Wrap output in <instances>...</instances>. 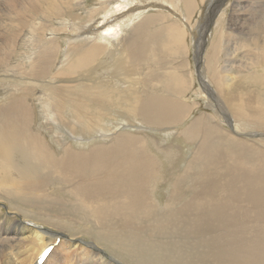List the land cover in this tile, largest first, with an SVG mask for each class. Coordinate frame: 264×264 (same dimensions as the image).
I'll list each match as a JSON object with an SVG mask.
<instances>
[{
    "label": "bare ground",
    "instance_id": "1",
    "mask_svg": "<svg viewBox=\"0 0 264 264\" xmlns=\"http://www.w3.org/2000/svg\"><path fill=\"white\" fill-rule=\"evenodd\" d=\"M74 1L0 0V68L4 67V74L15 71L22 75L18 76L19 80L23 79L24 74L31 77L35 74L47 75L57 60L55 49L63 52L59 67L55 73L50 74V77H60L61 80L57 85H52L49 92L40 93L41 105L49 113L51 125L59 134L56 142L60 144L61 152H55L42 134L32 130L34 114L30 97L35 89L33 83L37 82L36 79L23 82L21 87H10L9 93L0 101V197L4 194L7 202L10 197L11 200L16 198L22 201L28 208L21 206V210L24 214H30L26 217V225L23 222L19 224L13 217L0 212V264H37L39 254L48 246L53 248L42 264H121L117 257L126 264H264V147H255L244 139L231 136L216 122L208 124L209 115L192 119L184 132L190 139L199 137L197 150L187 158L188 163L179 175L178 182H175L178 183L177 187L188 183L191 196L184 201L162 207L151 188L158 177V160L162 156L158 158V155L149 154L143 144L144 140L138 135H126L127 132L121 130L120 133H109L108 122L104 120L106 115L110 117L115 112L104 107V102H107L106 93L100 89L102 83L95 77L97 70L105 66L109 68L110 78H119L118 89L121 91L117 93L120 99L127 94L131 96L132 93H138L139 86L147 88L141 91L148 95L145 99L138 95L140 98H130L128 104L119 99L120 107L124 104L122 109L127 113L125 117L131 116V119L127 117L125 125L129 121L133 125L135 122L139 123L140 129L144 124L156 125L162 129L189 115L195 104L181 101L180 97V92L187 87L186 79L170 75L156 76L152 68L140 77L139 71V66L147 56L151 55L152 59L156 58L160 63L162 58L167 57L159 53L160 43H163L165 49L170 48L172 54H179L182 51L179 50L184 48L180 47L185 44V30L175 20L168 21L170 17L164 13L143 14L146 13L144 9L150 8L145 1L142 4L146 5L141 4L143 7L138 10L140 12L134 11L138 7L125 11L122 5H138L141 0H95L90 7L87 2L88 5L85 3L74 6ZM155 1L157 2H152V7L163 0ZM186 3L188 7L192 8V4L195 6V0H186ZM108 4H114L112 7H116L118 11L104 14L98 19V16L93 17L92 14L99 10L104 9V13L110 11L112 7H108ZM174 4L179 6L177 2ZM76 7L92 13L89 15V22L77 24L81 17L75 13ZM107 7L110 9L106 10ZM254 12L255 10L250 16L256 23L247 21L251 26V33L246 37V42L254 45V51L257 52L254 57L256 65H261L264 69V12L260 17H256ZM119 13H127V16L120 14L122 17L119 18V15L117 18ZM61 17L64 18L61 22L66 24L71 19L72 23H69L77 27L75 32H71L72 36L62 39L67 41L63 48L58 45V36L61 32L67 33L72 26H49L54 21L53 18ZM111 17L110 22L104 24L102 20L106 21ZM98 23L99 28L92 31L91 28L98 27ZM231 26L226 33L229 37L227 47L231 46V35L236 33ZM224 33H221L222 37ZM221 36L219 40L222 39ZM21 38H24L25 45L31 46L30 51L26 49L28 56L24 59L29 61L30 69L21 67L17 56L13 59L18 62L17 65L10 61ZM114 46H119V49ZM209 46L212 51L209 56L218 58L217 45L212 43ZM100 55H107L106 59H99ZM216 61L214 59L213 62ZM226 63L229 64V61ZM84 66L87 68V71L84 70L85 74L79 76L75 73ZM232 67L224 65L221 71L218 69L224 83L230 80ZM163 68L166 67H158ZM176 68L171 66L168 70ZM212 70L213 79L219 73L214 68ZM154 79L155 82H164L165 87H174L166 96H161L148 87ZM255 79L264 84V74ZM78 81L88 84L78 89L73 86ZM125 82H129L131 86ZM92 89L96 96L90 99L100 105L103 111H88V103L82 93ZM218 96L224 100V107L231 108L235 119L250 118L264 127L262 95L258 96L259 101L253 109L250 108L255 103L253 99L236 100L228 92V87L221 90ZM48 101H52L53 105L50 106ZM66 104L73 111L74 119H67L63 115ZM89 132L98 134L99 140L109 137V142L93 144L88 149L80 150L65 140L66 135L72 139L77 133L76 140H83L88 138L85 136ZM258 136L264 138V132L258 133ZM257 141L264 144L262 139ZM196 162H199V170L195 168ZM220 178H223V182H218ZM53 182L64 185L72 199H65L63 195L60 198L53 191L49 193L48 186ZM232 188L235 197L244 200V207L238 205ZM39 199L58 203L64 213V201H68V206L74 210L81 209L85 215L81 219L85 220L84 226L88 231L79 232L94 242H84L82 245V242L67 243L60 239L55 243V238L46 234L48 229L39 231L28 226L34 224L31 221L33 218L41 220L45 217V221L40 222L52 229L60 227L56 221H65L63 214H51L49 200L41 203ZM12 201L9 205L17 210V205ZM248 222L252 223L255 232H247ZM71 223L65 221L62 224L72 230L75 225ZM92 223L95 233L93 238L89 234ZM231 224L235 229L229 230ZM99 242L108 245L117 254L113 253L114 256L111 257L102 253Z\"/></svg>",
    "mask_w": 264,
    "mask_h": 264
},
{
    "label": "rangeland",
    "instance_id": "2",
    "mask_svg": "<svg viewBox=\"0 0 264 264\" xmlns=\"http://www.w3.org/2000/svg\"><path fill=\"white\" fill-rule=\"evenodd\" d=\"M128 1H132V0H128ZM135 1L138 2V0H135ZM144 1L147 5L150 6V8L144 9V10H146V13H143V14H147L149 12H161V13L166 14L168 17H170V19L168 21H174L175 20L174 22L180 24V26L183 28V30H185V36L183 39V43H185V44L182 43L183 46H181L180 48H183V47L184 48L183 49L179 48L180 49L179 51H181V50L182 51L179 54L175 53V55H174L171 53L170 48L165 49L163 43H160L158 48H161V51L159 50V53H161L163 55V57H165V56H167V57L162 58V62L160 63V61H157L156 58L152 59L151 55L147 56L146 57L147 59L144 60L143 63L139 66L140 77L142 75H144L147 72V70L152 68V70L154 71V74L156 76L157 75L158 76L170 75V77L174 76V77H180L182 80L186 79L187 80V87L184 88L182 92H180V94H182L180 96L181 101H185L186 103H189V104L194 103L195 106L192 107L191 112L189 113V115L185 119H183L177 123L175 122L174 125H169V127H167V128L161 129V128L157 127L156 125L144 124V126L141 125V129H140V127H138L139 123L135 122L133 125V123H131L129 121H128V124L125 125V121H127L128 119H131V116L128 115L127 116L128 119H127V117H125L127 113L125 111H123V109H122L124 107V104L122 105V107H120V105H119V99L120 98H119V95L117 93L118 91H121V89H118L120 87L119 78L118 77L117 78L116 77L110 78V76H109L110 71H109V68L106 66L102 67L101 69H98L96 72L97 75L95 73V77L98 78L97 79L98 82L102 83V86L100 89L104 90V92L106 93L105 97L107 98V102H106V104L104 102V104H103L104 107L115 111L112 114L110 113L111 114L110 117L108 115H106L107 117L104 119L105 121L107 120V122H108L107 125H108V129H109V133H113L115 131L120 133L121 131H125V132H127L126 135H128V134L138 135L142 141L144 140L143 144L145 145V147H147V151L149 154H153L154 156L158 155V158L160 156H162V158L160 157L158 160V161H160V165H162V166H160V165L158 166L161 169L157 168L159 171V174H158V177L156 178L155 182H153L154 187H151V188L153 189L154 196L159 200V204L161 206L162 205L165 206L167 204H174V203H178L180 201H184L191 196L190 193L192 191H191V188H190L188 183H182L177 187L178 183L175 184V182H178L179 175H181V172L184 170L186 164L188 163L187 158H189V156L191 157L192 156L191 154H194L197 150L199 137L190 139L189 137H187L185 135V132H184L186 130V127L190 124L192 119H195L196 117H199L201 115H207V116L209 115V117H207L208 118V120H207L208 124H212V123L214 124V122H216L220 125L221 128H223V130L226 133H229L231 136H233V137L235 136L236 138L244 139L247 141V143H249L255 147H260V148L264 147V144L257 141L260 139L264 140V138H259V136H258V133L260 134V132H262V133L264 132V127L261 126L258 122L253 121L250 118L249 119L247 118V120H246V118H244V117H236L237 119H235V116L233 115V113L230 110L231 108L224 107V100L222 101V99L218 96V93L221 94V90H224L228 87V92L236 100H245V99L246 100H252L253 99L255 103L250 105V108L252 107V109L256 107L257 101H259L258 96L262 95L264 97V84H261V82L259 80L255 79L258 76L264 74V69L261 67V65H259V67L256 65V59L254 57L257 54V52L254 51V45H251L250 43L246 42V39H247L246 37L249 36L251 33V31L249 30L251 28V26L248 24V22H250L249 20H251V18H252L250 16L251 15L250 13L255 10L254 13L256 14V17L257 16L260 17V14L264 12V9H263L264 8V5H263L264 0H258V1L257 0H213V1L195 0V6H193V4H194V2H193L192 8L187 6L186 0H172L174 3L177 2V5H179V6H176L171 0L158 1L159 3H156L154 7H152L153 6L152 2H157V1H155V0H152V1L151 0H141V1H139L141 3L138 5L141 6V4ZM220 1L223 3H221ZM237 1H238V3H236ZM86 2L89 4V7H90V6L94 5L93 2H95V0H75L74 6H80V4L82 5V4H85ZM125 2H127V1L125 0ZM145 3L142 5H146ZM261 3H263V4H261ZM157 4H159L160 6ZM235 4H239V5L235 6ZM110 5L108 4V7H112L114 4L112 6H110ZM134 5L132 6V4H131V6L130 5L125 6V7H124V5H122V6H123V8H125V11L126 10L128 11L129 9L138 7V9H134V11L140 12L138 10H140L143 6H141L139 8L138 5H135V6ZM108 7L106 10L110 9ZM76 9H77V7L75 8V13L81 17L80 19H78L79 21L77 20L78 25H80L83 22L86 23L87 21L88 22L90 21L89 15L92 14L91 12H87L86 11L87 9H83V8L82 9L78 8L77 10ZM114 9H115V11H114ZM116 9H117L116 7H112L110 9V11H107V13H104L106 11H103L104 10L103 9L101 11L99 10L97 13H94L92 15H94L93 17L98 16L96 18V19H98L99 17H101L104 14H111V12L116 13V11H118ZM187 9H190V11H188ZM259 10H261L262 12L261 11L259 12ZM120 14L121 13L117 14V18ZM122 14H125V16H127V13H122ZM121 15L119 16V18H121L123 16V15L122 16ZM53 19H54V21H53L54 23L53 22H52V24L50 23L49 24L50 27L56 26L57 28H59V27L67 26V24L72 26L69 28L67 33L61 32L58 36V38L60 39L58 41V45L61 48H63L65 42H67V41H65V40L63 41L62 39H64V37L68 38V37L72 36L71 32H75L77 27H74L71 24L72 23L71 19L69 20V22H71V23L68 22L66 24L61 22V19L64 20V18H62V17L60 19L59 18L58 19L53 18ZM110 19H112V17L107 19L106 21H105V19L102 21L104 22V24H106V23H108V21ZM171 19H173V20H171ZM262 19L264 20V17H262ZM251 22L256 23L255 20H251ZM184 23H186V26ZM98 25H99V23L97 24V26ZM230 26L232 29L236 30V33L234 35H231V37H230V45L231 46L227 47L226 44L228 42L229 37L226 36V33L228 32V28ZM98 28H99V26L93 27V28H91V30L94 31V30H97ZM126 31L129 32L128 30H126ZM223 31L225 33L222 37L221 33ZM25 32H27V31H25ZM27 33H30V32H27ZM219 35L222 37V39H220V40H219V37H220ZM250 38H252V37H250ZM23 40H24V38L23 39L21 38V40H19V44H17L13 58H12V60L10 59V61H11V63L14 62L13 59L15 56H17V60L19 58L18 61L21 65V67L28 68L30 63H28L29 61H25L24 59L28 56L26 54L27 53L26 49H28V51H30L29 47H31V46L25 45V40L24 41ZM244 42H246V43H244ZM212 43L217 45V56H218V58L217 57L213 58V57L209 56V55H211L210 52H212L209 45H211ZM114 47H116V46H114ZM116 48L119 49V46H117ZM163 49L167 52L166 54H165V51ZM55 51H56L57 60L54 63L55 66L54 65L52 66V68L49 70V73L47 75H44V74L43 75H36L35 74V76H32L33 77L32 78L30 75L27 76V74H26V76H25V74H24L23 79L21 78V80H19L18 76H22V75L16 74L15 71L13 73H10L12 71H8L10 74L7 73V71H6V73L9 74V76L7 77V74H4V72H3L4 67H1L0 68V79H2L4 77L5 78H4V80H0V101L3 100L6 96V94L9 93L10 90H8V89L10 87L11 88H16L18 86L21 87V86H23V82H26V81L29 82V81H32L33 79H36L37 82L33 83L35 86V89H34L33 94H32L33 97L32 96L30 97V100L32 103L33 114H34V118L32 120L31 127H32V130L37 131L40 134H42L45 137V139L48 141L51 148H53L55 152L59 153V152H61V150H60L61 146H60V144H58L56 142V138H57V136H59V134L55 130V128L52 127V125H51L52 121L49 120L50 115L46 110H44V107L41 105L42 100L40 98V93L49 92L48 91L49 88L50 89L53 88V86L57 85L59 80H61L60 77H50L51 76L50 74L55 73V70L59 67V64H60L59 61H61V59H62L61 57L63 55L62 51L58 52L56 49H55ZM106 56L100 55L99 59L104 60V59H106ZM214 59H215V61L216 60H218V61L213 62ZM227 60L229 61V64L226 63ZM163 63H165V64H163ZM17 64H18V62H14V65H17ZM230 64L233 65V67ZM259 64H261V63H259ZM12 65L13 64H11V66ZM160 65H163L166 68H163L164 70L158 69V67ZM211 65H212V67L214 66L213 68L216 71V73H219V74H217V76L215 75L213 79L211 78V72L213 71L212 70L213 68L210 67ZM215 65L217 66L216 68H215ZM224 65L230 66V68L232 67V72H231L232 76L230 77V80H227V82H226L227 84L224 83L225 81H222L221 73L218 72V69H219V71H221L222 67ZM171 66L177 67L176 70L175 69H173L172 71L168 70V68H170ZM80 68L81 69H79V72L78 71L75 72L79 76H81L82 74H85L84 70L87 71L86 66L83 67L84 69L82 67H80ZM28 69H30V68H28ZM156 69H158V70H156ZM12 70H15V68ZM175 71H176V73H174ZM250 74L252 75V77ZM253 74L256 76L253 77ZM257 74H258V76H257ZM78 75H76V76H78ZM247 75H249V76L247 77ZM12 76H13V78H12ZM155 81H156L155 79L152 80L148 84L149 85L148 87L150 90H153V92L158 93L161 96H166L167 93L170 92L174 87V86L165 87L164 82H162V81L155 82ZM81 82H82V84H81ZM83 82L84 81H78L77 85H73V86L77 87L78 89L84 88V87H86V84H88V82L87 83L86 82L83 83ZM105 82H107V83L109 82V83L107 84ZM1 83L3 84V86ZM125 83L127 85L131 86L129 82H125ZM43 84H44V86H43ZM222 86L224 88H219ZM136 88H137V86H136ZM138 89H139V91H138V93H135V95L133 93L131 94V96L129 94H127L126 97H123L120 100H122L125 104H128L130 98H132L133 100H136V98H140V96L138 97V95L143 96L144 99H145V97H148L147 94L141 92V91L146 90L147 89L146 87L143 88V87L139 86ZM87 91H85V92L83 91L85 96L83 93H82V95L88 103V106H87L89 108L88 111L90 113H95L99 109L101 110L100 105L99 106L96 105L95 102H92V100H91L92 98H95V96H96L94 93V90L92 89L91 91L90 90H87ZM110 95H112V96H110ZM50 97H51V95H50ZM133 97H135V99ZM88 100L91 102H89ZM108 100H110V101H108ZM48 104L50 106L53 105L52 101H48ZM64 107H65V109H64L65 112H63V115L67 119H74L75 117H73L74 116L73 111L70 110V107L68 106V104L64 105ZM117 107H119V108H117ZM219 109H221L222 111H220ZM223 109H225V110H223ZM101 111H103V110H101ZM116 112L117 113L121 112V114L120 113L117 114ZM70 115H71V117H70ZM137 120H140V118H137ZM120 124H122V125H120ZM115 127H116V129H115ZM117 127H118V129H117ZM255 133H257V134H255ZM89 134H91V135H89ZM77 135H78V133L76 134L75 138H72V139L68 135L65 136V140H68L69 143L71 144V146L74 147L75 149H80V150L85 149V148L88 149L90 145L92 146L93 144H99V143L103 144V143L109 142V137H108V139L100 138V140H99L98 137H100V136L98 134H95L92 132H89L85 136V137L88 136V138H83V140H76V138H78ZM69 138H70V140H69ZM75 142H77V144ZM147 142H148V144H147ZM228 143H230V142H228ZM252 152L256 153L253 150H252ZM250 156L253 158V155H250ZM165 161L167 163H165ZM1 167L2 166H0V169H2ZM195 168L197 170H199V162H196ZM222 179L223 178H220L218 180V182H223ZM53 183L48 186L47 191L49 193H52V191H53L54 192L53 194L60 195V198L65 197V199H68V198L72 199L69 196V194L66 192L64 185L57 184V183L53 184ZM55 188H57V189H55ZM61 189H64V190L61 191ZM57 192H58V194H57ZM62 192H63V194H62ZM232 193H233V196L235 197L233 188H232ZM62 195H63V197H62ZM229 196L232 197L230 192H229ZM235 198L238 200L237 201L238 205L240 207H244V205L242 204V203H245L244 200L238 199L237 197H235ZM12 200L10 197V199H8V202H7V200L4 198V194H3L0 197V212L5 214L6 216L13 217L19 224L21 222L26 224V220H27L26 217L30 214H28V213L24 214L25 212H23L21 210L22 209L21 206H23L25 208H28V206L23 204L22 201H20L16 198L12 199ZM44 200H49V199H39L40 202L42 201L41 203H46L47 201H44ZM240 200H242V201H240ZM10 201H12L14 203V205L16 204L19 209L17 208V210H16L13 207H11L9 205ZM48 203L50 204L49 210H50L51 214H63L67 218V219L65 218V221H67L69 224L72 222L71 224L75 225V226H73L74 228L71 226L72 230L70 228L67 229L65 227V224H62L63 222H65L64 219L60 220V221H56V222H58L57 224L60 226L59 228H55V229L49 228V227H47V224H45L44 222H40L41 220L45 221V219H46L45 217H42L41 220H37L34 218L32 220L30 219L31 221L34 222V224H30L28 226H32L33 228H36L39 231H42L43 229H46V230L48 229L46 234L51 236V238H55V243H58V241L60 239L66 240L67 243H74V242L81 243L82 242L81 243L82 245L84 242H86V243H93L94 242L93 239H91L87 235L82 236L81 233L79 232V231H84V232L88 231V229H86V227L84 226L85 220L81 219L82 216H85L84 212L81 209L79 210V208H75V210H74L73 207L71 208L70 206H68V204H69L68 201L67 202L64 201L66 210H64V209L63 210L65 211V213H66L65 214L62 211V208H60V205L58 203L50 201V200ZM67 208H69V209L67 210ZM73 211H75V212L73 213ZM75 214H77V215H75ZM77 220H79V221H77ZM80 221H83V223ZM60 222H62V223H60ZM74 222L76 224H74ZM90 225H91V233H89V234L93 238V237H95V233H94V229H93L94 227L92 226L94 224L92 223ZM246 227H247L246 230L248 233L255 232V228L253 227L251 222H248ZM232 229H235V228H234V225L231 224L229 227V230H232ZM51 232H52V235H51ZM151 233H152V231H151ZM98 246L102 250V253H104L108 256L113 257L114 254H117L113 249H111L106 244L99 242ZM110 253L111 254L114 253V254L111 255ZM117 260L121 264H126V263H124V261L119 259V257H117Z\"/></svg>",
    "mask_w": 264,
    "mask_h": 264
}]
</instances>
